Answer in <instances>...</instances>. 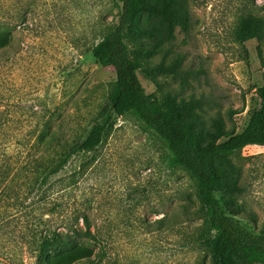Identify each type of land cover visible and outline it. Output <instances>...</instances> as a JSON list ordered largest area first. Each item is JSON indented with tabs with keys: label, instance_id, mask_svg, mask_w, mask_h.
Segmentation results:
<instances>
[{
	"label": "rangeland",
	"instance_id": "374dc122",
	"mask_svg": "<svg viewBox=\"0 0 264 264\" xmlns=\"http://www.w3.org/2000/svg\"><path fill=\"white\" fill-rule=\"evenodd\" d=\"M180 1L185 12L170 25L158 13L138 18L152 26L141 42L152 48L139 69L146 91L172 93L207 140L218 130L241 132L261 105L264 40L240 42L236 31L245 14L264 18V0H168L167 6ZM121 12L119 0H22V25L8 18L13 45L0 57V110L7 112L9 135H22L23 162L40 152L42 145L32 144L41 131L76 144L111 115L114 125L102 142L73 154L51 177L52 199L64 211L83 208L111 235L110 264H214L196 179L170 164L168 143L133 110L118 114L111 106L116 71L93 48ZM158 64L166 70L153 74L150 66ZM217 164L241 187L218 193L224 206L264 230V145H248ZM40 202V191L23 197L22 206L0 199V264H36L24 236L49 217Z\"/></svg>",
	"mask_w": 264,
	"mask_h": 264
},
{
	"label": "trees",
	"instance_id": "16d2710c",
	"mask_svg": "<svg viewBox=\"0 0 264 264\" xmlns=\"http://www.w3.org/2000/svg\"><path fill=\"white\" fill-rule=\"evenodd\" d=\"M119 1L122 12L117 26L93 48L94 55L111 64L116 71L117 79L110 96L113 111L122 114L128 109L133 110L168 143L170 164L185 167L196 179L197 192L213 232L207 242L214 264L264 263V230H258L224 206L218 193L232 194L241 187L217 164L248 145H264V86L259 88L261 105L241 132L226 134L218 130L215 138L207 140L206 134H202L205 132L196 131L184 118V105L172 93L161 90V96L157 93L149 95L139 75V69L148 64L146 55L152 50L141 43L151 33L152 26L150 23L139 24V16L145 11L158 13L170 25L177 15L184 14L183 1L171 7L167 6L168 0L158 3L154 0ZM8 18L22 25V0H0V57L13 45L12 26L5 24ZM236 38L240 42L257 39L261 43L264 18L253 13L242 16ZM128 43L134 46L132 51ZM150 68L153 74L166 70L165 64ZM111 117L94 125L76 144L54 133L44 136L45 130L41 131L32 144L34 147L41 144L40 152L33 156L27 154L29 157L22 162V135H9L7 112L0 110V199L10 206H22L23 197L26 199L40 191V207L49 214V217L41 218V226L29 229L24 236L36 264H110L105 261V253L113 245L111 235H106L101 226H94L92 217L83 208L64 211V206L51 197L54 183L50 179L64 168L73 154L93 150L102 142L107 128L114 125ZM224 135L227 138L219 141ZM56 209L62 212L54 218ZM54 220L62 226H55Z\"/></svg>",
	"mask_w": 264,
	"mask_h": 264
}]
</instances>
